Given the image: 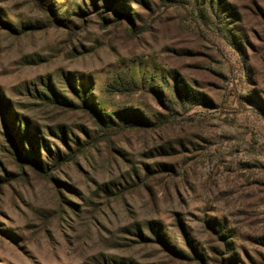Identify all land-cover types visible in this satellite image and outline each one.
Wrapping results in <instances>:
<instances>
[{
  "label": "rangeland",
  "instance_id": "1",
  "mask_svg": "<svg viewBox=\"0 0 264 264\" xmlns=\"http://www.w3.org/2000/svg\"><path fill=\"white\" fill-rule=\"evenodd\" d=\"M0 264H264V0H0Z\"/></svg>",
  "mask_w": 264,
  "mask_h": 264
},
{
  "label": "trees",
  "instance_id": "2",
  "mask_svg": "<svg viewBox=\"0 0 264 264\" xmlns=\"http://www.w3.org/2000/svg\"><path fill=\"white\" fill-rule=\"evenodd\" d=\"M54 99L56 100V103H58V104H62V105H73L72 104V102H69V101H67V100H65V99H59L57 96H54ZM95 112H97L94 108H92ZM21 144H23V141H21ZM23 151L24 152H26V149H25V147L23 146ZM27 154V159H32V156H31V153H30V155H29V153H26ZM37 162H41L42 164H44L42 161H37ZM42 166V165H41ZM41 166L39 165V168H41Z\"/></svg>",
  "mask_w": 264,
  "mask_h": 264
}]
</instances>
